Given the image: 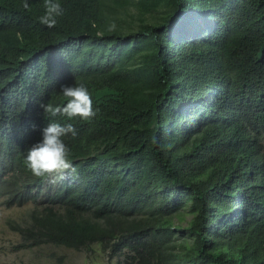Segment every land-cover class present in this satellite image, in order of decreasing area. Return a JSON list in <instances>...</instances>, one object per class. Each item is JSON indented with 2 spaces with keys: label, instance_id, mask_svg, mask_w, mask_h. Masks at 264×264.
Segmentation results:
<instances>
[{
  "label": "trees",
  "instance_id": "obj_1",
  "mask_svg": "<svg viewBox=\"0 0 264 264\" xmlns=\"http://www.w3.org/2000/svg\"><path fill=\"white\" fill-rule=\"evenodd\" d=\"M24 2L0 0V127L77 130L65 138L77 171L16 224L24 247L264 264V0H60L52 29L44 0ZM73 83L97 115H45L40 102L64 103ZM0 151V190L35 203L25 166L1 139Z\"/></svg>",
  "mask_w": 264,
  "mask_h": 264
},
{
  "label": "clouds",
  "instance_id": "obj_2",
  "mask_svg": "<svg viewBox=\"0 0 264 264\" xmlns=\"http://www.w3.org/2000/svg\"><path fill=\"white\" fill-rule=\"evenodd\" d=\"M25 9L29 8V0L24 2ZM64 14V8L60 0H44V13L38 17L40 24L49 29L55 28L58 18ZM1 21V20H0ZM114 27V25H113ZM59 95L66 98L64 103L40 102L39 107L43 113L50 118L64 117L71 121L75 118L90 120L97 115V109L93 106L92 93L84 83L64 84L60 86ZM22 126V127H21ZM25 129L24 132H16ZM75 137L77 130L72 123H62L57 119H49L45 127H35L11 123L0 127V139L4 148L25 166L26 176L24 185L26 192H31L34 202H28L22 206L18 201L5 192L0 190V198L3 205L7 208H20L27 205L31 206L26 217V222L30 225L33 220L31 217L44 211L40 203L47 200L49 196V181L55 183L57 180L66 179V174L77 171L70 156V148L65 143V138ZM5 152L0 151V158H5ZM39 178H47L46 184H41ZM38 206V207H37ZM17 222H8L11 228H16Z\"/></svg>",
  "mask_w": 264,
  "mask_h": 264
},
{
  "label": "rangeland",
  "instance_id": "obj_3",
  "mask_svg": "<svg viewBox=\"0 0 264 264\" xmlns=\"http://www.w3.org/2000/svg\"><path fill=\"white\" fill-rule=\"evenodd\" d=\"M30 205L20 208H7L0 198V264H115L116 259L109 261L106 255H101L99 248L93 246L94 252L85 250L74 251L63 247L43 245L35 248H25L21 234L16 228H11L8 222H26Z\"/></svg>",
  "mask_w": 264,
  "mask_h": 264
}]
</instances>
